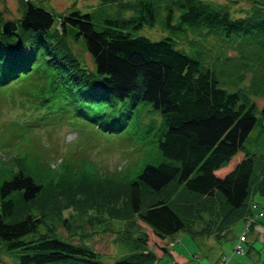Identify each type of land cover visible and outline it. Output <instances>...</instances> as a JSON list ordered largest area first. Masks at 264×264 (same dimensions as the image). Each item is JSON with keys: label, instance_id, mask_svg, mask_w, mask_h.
Wrapping results in <instances>:
<instances>
[{"label": "trees", "instance_id": "trees-1", "mask_svg": "<svg viewBox=\"0 0 264 264\" xmlns=\"http://www.w3.org/2000/svg\"><path fill=\"white\" fill-rule=\"evenodd\" d=\"M19 1L15 31L3 34L0 17V88L34 76L43 100L55 97L81 112L74 105L81 99L107 118V130L124 131L134 114L145 132L154 117L159 125L152 159L139 169L119 168L116 178L70 161L53 169L28 149L6 152L0 255L11 264H156L136 220L154 240L184 232L221 241L235 223L251 219L264 227L262 203L253 201L264 200V103H255L264 100V0H247L238 16L231 0L117 2L128 17L104 15L105 0L90 12L64 15ZM157 22L175 37L138 34ZM257 122L260 133L248 138ZM237 152L242 157L233 168L215 175ZM72 209L90 210V226L122 222L126 253L106 263L91 246L71 242L61 213ZM58 223L70 233H59Z\"/></svg>", "mask_w": 264, "mask_h": 264}, {"label": "rangeland", "instance_id": "rangeland-1", "mask_svg": "<svg viewBox=\"0 0 264 264\" xmlns=\"http://www.w3.org/2000/svg\"><path fill=\"white\" fill-rule=\"evenodd\" d=\"M36 0L34 4L51 12L53 15H64L72 10L81 13L90 12L95 7L101 6L104 15L116 17H128L130 11H121L116 5L117 2L126 0ZM219 3H226L228 0H212ZM233 5L230 10L234 16H238L239 10L247 7V0H231ZM22 14V6L19 0H0L1 20H17ZM175 23V21H174ZM56 21L54 26H56ZM59 26V25H58ZM138 34L150 40H159L166 35L172 38L175 36L167 30L161 29L159 22L152 28L142 27ZM178 46L187 50L186 41L181 37ZM82 52V51H81ZM213 50L210 51L212 55ZM86 62L89 59L85 54ZM36 78L28 76L19 83L10 84L0 88V160L7 158L6 152L20 149H28L32 154L38 155L50 168L55 169L63 161H70L75 165H82L88 170L116 178L119 168L130 167L137 169L142 164L150 161L156 150V127L159 125L158 118L154 117V128L145 132V129L135 124L138 119L136 114L126 119L124 131L117 133L107 130L103 126L109 121L105 116H98L100 111L94 107L88 108V103L79 99L74 105L81 112L74 109L71 104L55 97L43 100L36 94L34 83ZM257 108L264 103L260 98L255 99ZM259 110V109H258ZM127 111L124 112V115ZM256 116H259L256 113ZM148 116L142 115L140 123L146 125ZM260 133L259 123L250 131L248 138ZM140 136H144L143 143ZM139 139V140H138ZM242 153L237 152L224 167L215 171V175L222 176L233 168L237 158ZM139 169V168H138ZM255 201V199H253ZM262 209L260 215L264 214V200H260ZM90 210L80 213L77 210H65L61 217L68 219L71 224L73 236L70 237L73 243H82L91 246L100 259L106 263H112L120 255L126 253L127 246L119 241L121 230L125 227L122 222L115 218L106 219L103 224L90 226L86 217ZM71 215V216H70ZM137 225L142 233L147 236V243L154 240L151 230L139 220ZM68 225V224H67ZM250 221H239L235 223L226 237L221 241H215L212 237H189L184 232H177L168 243L170 249L161 252L156 257V264H264V227ZM57 231L63 235L69 234L61 224L55 225ZM106 231H100L101 228ZM250 229V230H249ZM95 230L94 233H90ZM245 231V232H244ZM253 234V239L245 241L241 237L246 232ZM252 231V232H251ZM182 239V242L180 241ZM250 239V236L248 235ZM238 239L242 242L243 252L238 254ZM245 242V243H244ZM175 246L171 248V246ZM240 246V245H239ZM251 247V248H250ZM238 250V251H237ZM3 264H11L6 257Z\"/></svg>", "mask_w": 264, "mask_h": 264}, {"label": "crops", "instance_id": "crops-1", "mask_svg": "<svg viewBox=\"0 0 264 264\" xmlns=\"http://www.w3.org/2000/svg\"><path fill=\"white\" fill-rule=\"evenodd\" d=\"M255 201L254 202H259L261 199L259 197H255L254 198ZM250 239L248 238L247 235V239L249 242H251L250 240L253 239V234L249 233ZM170 241H173L172 239H159V240H153L152 242H148L146 244V250L153 252L155 255H161V252H167L170 247L168 246V243ZM180 241L182 242V239L180 238ZM174 242V241H173ZM175 246V244H173V246H171V248H173ZM157 256V258H159L160 256ZM215 264V262H214Z\"/></svg>", "mask_w": 264, "mask_h": 264}, {"label": "water", "instance_id": "water-1", "mask_svg": "<svg viewBox=\"0 0 264 264\" xmlns=\"http://www.w3.org/2000/svg\"><path fill=\"white\" fill-rule=\"evenodd\" d=\"M16 30V23L13 20H6L1 24V31L3 34H8Z\"/></svg>", "mask_w": 264, "mask_h": 264}, {"label": "built area", "instance_id": "built-area-1", "mask_svg": "<svg viewBox=\"0 0 264 264\" xmlns=\"http://www.w3.org/2000/svg\"><path fill=\"white\" fill-rule=\"evenodd\" d=\"M23 2H33V1H35V0H22ZM56 27H58V25H59V19H57V21H56ZM255 226V225H254ZM257 227H260L259 225H256L254 228H253V230L254 229H257ZM245 237H244V235L241 237V241H242V239H244ZM239 239H238V242H237V244L238 245H235L236 246V248H239V250L240 251H238V254H241L242 252H243V248L241 247V242ZM240 245V246H239Z\"/></svg>", "mask_w": 264, "mask_h": 264}]
</instances>
